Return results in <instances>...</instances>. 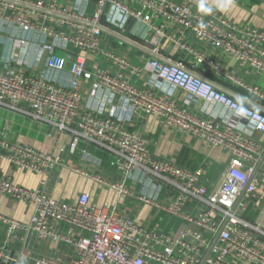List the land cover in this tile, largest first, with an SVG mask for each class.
Wrapping results in <instances>:
<instances>
[{"label": "built area", "instance_id": "built-area-1", "mask_svg": "<svg viewBox=\"0 0 264 264\" xmlns=\"http://www.w3.org/2000/svg\"><path fill=\"white\" fill-rule=\"evenodd\" d=\"M18 1L76 16L92 26L0 1V31L11 43L1 58L0 108L66 134L70 153L83 144L81 157L97 166H102L103 160L89 148L104 152L113 176L84 173L87 178L116 192L119 199H135L155 214L180 219L182 226L175 232L162 231L154 219L139 221L124 209L91 200L84 192L73 200L57 197L47 190V183L54 170L65 165L59 157L0 140L2 160L40 176L37 187L27 188L0 175V223L6 236L21 239L30 232L73 248L67 259L39 256L34 264H200L227 219L205 264H264V184L254 176L231 212L262 154L264 140L254 141L251 133L264 134V112L237 102L187 69L148 60V68L159 80L246 118L250 132H236L228 123L221 125L215 118L192 114L168 98L132 84L127 74L137 75L142 68L115 52L103 50L116 71L88 67V54L101 49L103 32L95 25L106 22L108 26H103L107 28L123 30L132 18L147 29L153 43L166 37L193 54L198 63L218 67L185 41L187 35L202 46L230 55L240 66L264 72V30L237 25L193 0H95L91 15L77 7L69 10L56 0ZM30 50L45 52L42 69L28 63ZM67 64V82L52 75L64 72ZM234 81L264 102L259 87ZM84 82L88 98L108 91L125 102L123 112L159 116L165 125L224 149L229 162L220 184L211 188L201 167H182L151 154L145 138L118 119L115 106L105 112L84 106ZM9 201L31 207L29 219L15 218L6 206ZM8 257L0 246V258ZM26 258L20 252L16 261Z\"/></svg>", "mask_w": 264, "mask_h": 264}, {"label": "crops", "instance_id": "crops-1", "mask_svg": "<svg viewBox=\"0 0 264 264\" xmlns=\"http://www.w3.org/2000/svg\"><path fill=\"white\" fill-rule=\"evenodd\" d=\"M30 1H42L46 3L51 0ZM56 1L59 5L69 10H73L75 7L80 8L86 15H91L95 10V0ZM193 1L204 3L216 10L219 15L230 19L237 25H249L264 30V0ZM103 25L108 26V23L104 22ZM109 29L149 48L159 54L164 61L173 62L187 69L194 76L211 83L215 88L231 96L237 102L264 109V102L234 81L240 80L246 84L255 85L264 93V72H259L249 66H240L230 55L213 47L202 46L191 35H187L185 41L191 44L192 47L203 51L217 63L218 67L198 63L193 54L180 48L166 37H162L158 42L153 43L150 40L152 36L147 29L132 18L128 20L123 30ZM10 47L11 43L7 35L0 31V67L2 64L1 58L8 53ZM103 50L115 52L142 68L137 75L127 74L129 81L137 87L149 91L157 97L168 98L179 108L185 109L192 114L200 117L215 118L221 125L228 123L236 132H250L246 118L238 113L230 112L220 104L207 103L181 88L171 86L159 80L147 66L148 60L151 59L150 56L139 52L133 46L107 33L103 32L101 35V49L88 54L89 68L96 67L110 72L116 71V68L110 66ZM57 53L63 54L59 50ZM27 56L29 59L28 63L31 66L36 65L38 70L44 67L45 52L30 50ZM69 59L70 56H68ZM68 69L69 65L67 64L64 72L52 73V75L57 79L67 82L69 80ZM86 84L84 82V96L82 100L84 106L94 112H105L111 106H115L117 108L118 119L125 126L145 138L147 148L151 154L171 160L182 167L191 169L201 167L205 180L211 188H216L220 184L229 162V156L224 149L208 145L193 135L185 134L165 125L159 116L135 111L125 113L122 110L125 102L108 91L100 92L95 98H88ZM0 132L8 136L9 139L12 137L16 138L15 142L0 138L3 142L34 147L45 153L59 157L61 162L65 164L64 166L57 167L48 179L47 190L53 195L73 200L80 193L84 192L89 195L91 200L107 207L116 206L119 209H124L139 221L146 222L147 220L154 219L155 224L162 231L175 232L182 226L180 219L165 215L164 213L155 214L148 206L139 203L135 199H119L116 192L108 190L97 182L87 178L84 173L93 175L102 173L107 178L113 176V171L108 168L107 155L104 152L89 148L93 156L103 160L102 166H97L95 163L88 162L81 157L83 144H80L79 149L75 153H70L68 148L69 136L60 134L51 126L36 123L26 116L3 108H0ZM251 136L258 143H262L264 140V134L260 131H252ZM257 162L258 160L255 162V165ZM0 175L27 188L37 187L40 180V176L37 173L17 168L1 158ZM255 179L259 184H264V162L256 173ZM6 206L14 217L20 221H27L31 215V207L23 202L9 201ZM21 236V239L8 238L5 233V227L0 223V246L5 248L9 254L8 258H0V264H34V259L39 256L67 259L73 252V248L69 245L53 242L49 239H39L30 232L27 235L22 234ZM20 252L26 254L27 258L17 262L16 257Z\"/></svg>", "mask_w": 264, "mask_h": 264}, {"label": "water", "instance_id": "water-1", "mask_svg": "<svg viewBox=\"0 0 264 264\" xmlns=\"http://www.w3.org/2000/svg\"><path fill=\"white\" fill-rule=\"evenodd\" d=\"M0 1L1 2H5V3H10V4H13V5H16V6L24 7V8L30 9V10L38 11V12H41V13H44V14H47V15H51V16L56 17V18L63 19V20H67V21H71V22H75V23H80V24L92 26V23H90V22H88V21H86L84 19L78 18L76 16H72V15H68V14H62V13H59V12H56V11L48 10V9H45V8H40V7H37V6L33 5V4H28V3H25V2H22V1H18V0H0ZM95 26L100 28L102 30V32L107 33L110 36H113L114 38H116V39H118V40H120V41H122L124 43L129 44L130 46H133L134 48L139 50V52L147 54L148 56H150V58L158 59V60H160V61H162V62H164L166 64H169V65H175L177 67H181V66H178V65L174 64L173 62L164 61L161 58V56H159V54L155 53L154 51L150 50L149 48L143 46L142 44H140L138 42L130 40L127 37H125V36H123L121 34H118L117 32L112 31L109 28H107V27H105V26H103L101 24H96ZM249 107H252V108H255L257 110H260V111L264 112V109L259 108L257 106L249 105ZM0 138H2L4 140H8L9 139L8 136L3 135L1 132H0ZM15 139H16L15 137L14 138L12 137V138L9 139V141L10 142H15ZM263 162H264V152L262 153V155L258 159V162L254 166L253 171L250 173L248 181L245 184V186L243 187V189L241 190V193L239 194V196L237 197V200H236L235 204L233 205V207L231 209V212H233L236 209V206L238 205L239 201L242 199V197L245 194L246 187H247L248 183L254 178V176L258 172V170L261 167ZM246 168H247L246 166H243L244 170H246ZM226 222H227V219L222 223V225H221V227L219 229V232L224 228ZM219 232L214 237V239L212 240L211 244L209 245V247L205 251L200 264H205L206 263L207 258L209 257L214 245L216 244V242L218 240Z\"/></svg>", "mask_w": 264, "mask_h": 264}, {"label": "rangeland", "instance_id": "rangeland-1", "mask_svg": "<svg viewBox=\"0 0 264 264\" xmlns=\"http://www.w3.org/2000/svg\"><path fill=\"white\" fill-rule=\"evenodd\" d=\"M52 29L56 30L55 28H52Z\"/></svg>", "mask_w": 264, "mask_h": 264}]
</instances>
